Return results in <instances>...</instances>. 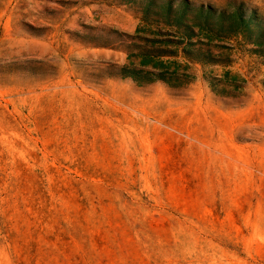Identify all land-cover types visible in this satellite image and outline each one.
Wrapping results in <instances>:
<instances>
[{
  "label": "rangeland",
  "instance_id": "1",
  "mask_svg": "<svg viewBox=\"0 0 264 264\" xmlns=\"http://www.w3.org/2000/svg\"><path fill=\"white\" fill-rule=\"evenodd\" d=\"M157 28L141 3L0 0V264H264V55L232 39L178 88L108 76ZM228 69L236 97L206 78Z\"/></svg>",
  "mask_w": 264,
  "mask_h": 264
},
{
  "label": "trees",
  "instance_id": "2",
  "mask_svg": "<svg viewBox=\"0 0 264 264\" xmlns=\"http://www.w3.org/2000/svg\"><path fill=\"white\" fill-rule=\"evenodd\" d=\"M124 2L141 3L142 20L150 26L157 25V29L151 30L157 36L142 39L134 35L136 42L127 50L139 59V64L114 65L106 69L108 76L129 78L138 85L163 82L178 88L194 80L189 72L191 65H231L232 47L227 42L232 39L241 38L244 44L253 46V53L264 55V17L242 1H232L231 9L195 5L188 0ZM161 24L168 29L159 28ZM179 57L185 62L179 61ZM206 78L211 89L225 97L239 95L247 82L230 69Z\"/></svg>",
  "mask_w": 264,
  "mask_h": 264
}]
</instances>
